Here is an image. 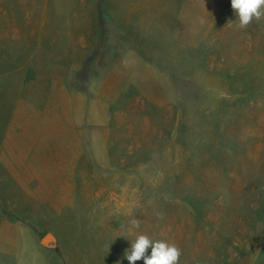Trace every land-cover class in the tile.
Instances as JSON below:
<instances>
[{
  "label": "rangeland",
  "instance_id": "374dc122",
  "mask_svg": "<svg viewBox=\"0 0 264 264\" xmlns=\"http://www.w3.org/2000/svg\"><path fill=\"white\" fill-rule=\"evenodd\" d=\"M140 234L264 264V18L0 0V264H129Z\"/></svg>",
  "mask_w": 264,
  "mask_h": 264
},
{
  "label": "clouds",
  "instance_id": "9594fccd",
  "mask_svg": "<svg viewBox=\"0 0 264 264\" xmlns=\"http://www.w3.org/2000/svg\"><path fill=\"white\" fill-rule=\"evenodd\" d=\"M231 7L238 18V27L241 29L250 25L253 20L264 18V0H231ZM163 219V214L158 213ZM133 228H139L140 221L133 219ZM131 231V229H130ZM151 248V255H146ZM182 255L181 249L175 244L163 240H152L147 235L140 234L132 241L131 249L126 251L125 256L129 264H136L143 259L144 264H179Z\"/></svg>",
  "mask_w": 264,
  "mask_h": 264
},
{
  "label": "water",
  "instance_id": "95a60500",
  "mask_svg": "<svg viewBox=\"0 0 264 264\" xmlns=\"http://www.w3.org/2000/svg\"><path fill=\"white\" fill-rule=\"evenodd\" d=\"M47 240H48V237H45L43 241L46 242Z\"/></svg>",
  "mask_w": 264,
  "mask_h": 264
}]
</instances>
